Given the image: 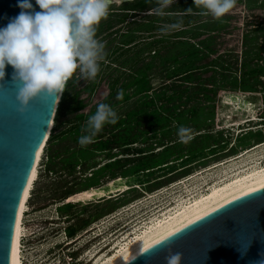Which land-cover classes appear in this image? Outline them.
I'll list each match as a JSON object with an SVG mask.
<instances>
[{
  "label": "rangeland",
  "instance_id": "1",
  "mask_svg": "<svg viewBox=\"0 0 264 264\" xmlns=\"http://www.w3.org/2000/svg\"><path fill=\"white\" fill-rule=\"evenodd\" d=\"M183 1L187 0H176V3H173L170 7L178 6ZM260 3L261 5H259ZM113 6L120 9L121 3L113 4ZM163 9L166 11V8ZM193 9H198L195 4ZM154 12L155 10H150L148 12L129 14L125 22L119 21L120 17H107L103 21H112L111 25L113 28L111 30L107 29L106 33L97 36L105 45L110 40L117 38L109 47L111 49L117 48L114 54L118 58L121 54V48L118 50L121 43L120 37L124 32L130 31L131 33V30L135 29L132 21H142L143 23L149 21ZM206 18L207 16H197L195 22L199 24ZM223 18L232 19L231 28L221 32L218 29L220 33L208 32L198 39L200 41L208 39L209 41L207 42L210 44L211 51L214 52L198 63L200 66L209 65L208 69L199 70L194 76L196 78L195 83H200L203 80L208 88H212L213 83L210 79H214V75L216 77L215 73H218L215 83L218 85L223 84L226 88L220 90L212 103L206 102L201 93L200 99H190L192 101L187 104L181 103V106L184 105L186 108H191L199 103L215 105V120L209 123V127H204L207 130L205 132L217 133L218 135L221 133L224 140H229L230 142L227 148L189 166L186 169L189 171L188 175L184 174L185 169H180L171 175L164 176L159 179L162 181V187L159 189H156V187L154 191L147 192L143 190L145 188L141 185L134 186L137 189L130 190L133 187L128 185L133 183L129 184L128 179L118 178L110 181L106 177L101 180L99 187L76 193L88 181L87 177L91 176L92 170L90 168L94 166L100 168L109 160L107 154L95 152L91 155L90 161H86V164L77 167L74 172L69 170L66 164L78 158H75L74 154L81 146L78 142L80 136L72 135L69 132L72 127L70 123H76L77 120L73 114L67 113L62 119L60 127L57 126L59 122H57L55 117L53 124L55 129L52 128L53 132L49 135H52L51 137L54 136V142L45 144L43 148V154L38 164L37 179L27 200V211L23 219L25 237L22 239L24 264H59L58 260L60 257L66 259V264H94L90 254L98 253L99 256L103 254V256H108L111 254V248L115 243L124 239L127 233H131L134 229L139 231L140 227L147 223L148 220L151 222L155 220V217L159 218L160 215L169 209L179 208V206L190 202L192 197L205 194V190L220 178L230 179L238 171H248L251 168L264 166V142L259 143L258 139H252L251 143L241 146L237 141L238 137H241L242 134L251 129L254 130V133L262 131L261 133L264 134V125H260L262 123L255 125L264 114L262 93L264 92V26L261 27L263 31H259L257 30L259 28L253 27L254 25L249 26L247 24L248 21H246L260 18L263 21L249 22H253V24L261 22L264 25V0H244L243 3H237L236 7ZM166 27L175 28L174 26H165L163 31L155 33L154 36L157 34H159L158 37L161 35H172L174 32L166 30ZM137 37H139V40L144 41L150 37V34L143 32L142 34H137ZM170 39L174 38L171 37ZM198 40L196 42H199ZM106 53H108L107 48H105ZM135 54L139 56L141 52L132 50L127 56L130 58L133 55L136 56ZM143 58L145 63L152 61V56L148 52L144 54ZM165 58L174 60L175 56L170 58L165 56ZM176 59L181 63V67H188L187 61H185L183 56ZM111 61L105 62L104 67L100 69L95 79L75 81L70 88L69 93L72 97H74L75 93H79V99L84 100L88 104L86 109L82 111L83 113L89 114L94 106L104 102L110 96L111 75L109 73L112 72V69L107 67ZM122 61L123 58H120L119 62L122 63ZM143 62L139 63L138 67H144ZM153 63L152 65L150 64L151 70L149 69L148 73L150 74V81L156 89L167 86L169 88L167 90L168 95L174 96H177L178 91L185 89L186 86L181 85L179 87L184 79L175 78L168 81L164 76H161L163 69L156 59L153 60ZM174 64L168 68L172 69L177 66V64ZM112 67L118 68L123 72L126 71L119 64L112 65ZM248 73L252 75L248 77ZM197 77L200 78L198 79ZM244 77L255 85L257 92H244L241 88L234 90V87L230 85L236 78L241 83ZM129 79V74H126L122 76L119 84L129 81ZM93 83H97V85L95 84V87H91ZM174 83L177 84V89L172 88ZM92 88L93 90H91ZM128 91L134 94L136 90L135 88H130ZM90 92L92 93L90 94ZM181 94L184 103L189 100L187 92H182ZM138 99L139 96H133L131 99L133 105L129 102V104L123 105V103H120L114 107H117L116 110L124 114V111L128 112L130 107L138 108L139 105H136ZM164 102L165 100H161L158 104L161 105ZM58 109L59 107L57 111ZM246 121L252 122L247 124ZM239 124L246 127L242 134H239L240 131L237 129ZM190 127V132L195 133L197 131L192 124ZM179 137V135L174 134L172 140ZM235 147L236 151L234 152ZM120 152V149L112 151L115 154ZM56 155H59L58 158H56L54 163H51V157ZM117 158L122 157L118 156ZM161 174L163 175V173H157V176ZM97 189L104 190V197H101L97 191H93ZM69 203L73 204L74 207L66 211V213L60 212L59 207ZM110 204L117 206L113 213L107 214L106 209ZM99 213L104 216L99 219L95 218ZM69 225H76L82 230L75 237L66 239L65 228ZM71 257L76 258L77 263H74V260L71 261Z\"/></svg>",
  "mask_w": 264,
  "mask_h": 264
},
{
  "label": "trees",
  "instance_id": "2",
  "mask_svg": "<svg viewBox=\"0 0 264 264\" xmlns=\"http://www.w3.org/2000/svg\"><path fill=\"white\" fill-rule=\"evenodd\" d=\"M153 7H159L156 0H133L131 2H125L121 4L120 9L112 5L108 18L114 16L120 17L119 21L125 22L129 14L148 12ZM193 8L194 1L190 0L189 2L183 1L178 6L169 7L167 10L172 9L173 12H189V9H191L190 11L196 10ZM173 16L176 18V15ZM171 17L172 16L169 15L160 16L157 19L158 21H145L144 23L142 21H132L135 26V29L133 28L131 30L133 35L130 31H126L120 37L121 43L118 50L121 48V54L118 58L114 54L117 48L111 49L109 47L117 38L110 40L109 43L105 45V48L108 49V53L105 54L100 69L104 67L106 61L112 60L107 67L111 68L112 72L109 73V75H111V93L110 96L104 100V103L110 104L116 112L118 111L117 114L119 119L116 124L106 125L94 138L93 143L80 146L79 150L74 154L75 158H78L66 164L68 169L74 172L77 167H81V165L86 164V161H90L91 155L95 152L107 154L109 161L100 168H98V166L91 167V176L87 177L88 181L83 185L82 189L76 193H82L91 188L99 187L101 180L106 177H108L110 181H114L118 178L128 179L129 184L133 183L128 185L129 187H133L130 190L137 189V187L134 186L141 185L145 188L143 190L147 192L154 191L156 187V189L162 187V181L159 179L171 175L180 169H185L184 174L188 175L189 171L186 169H188L189 166L206 159L210 155L225 150L229 145V140H224L221 133L218 135L217 133L205 132L207 131L205 128L209 127V123L215 120V105L211 106V104L203 105L199 103L191 108H186L184 105L181 106V103L187 104L192 101L190 99H200L202 96L201 93L206 102L212 103L220 90L226 88L223 84L218 85L215 83L218 73H215L216 77L214 75V79H210L213 83L212 88H208L202 79L203 83L201 81L200 83H195L196 78L194 76L198 73L197 71L208 69L209 65L200 66L198 63L204 60L205 57H209L214 51H211L210 44L207 42L209 40L206 39L199 42H194L193 40H197L205 33L215 32L220 28V24L212 22L214 24L205 23L193 27L191 26L193 21H172ZM111 22L112 21H102L98 27L97 35L106 33L107 29L111 30L113 28ZM168 24L175 27L174 29H171L173 27H166V30L174 32L172 35H161L158 37L159 34H157L154 36V30H156V33L163 31ZM188 25L189 28H187ZM261 30L262 28L259 27V31ZM143 32H148L150 37L141 41L139 37H137V34H142ZM171 37L174 39H170ZM151 38L154 39L152 40ZM132 50H139L141 55L138 56V54H135L136 56L133 55L129 58L127 54ZM146 52L150 53V56H152V61L149 63H145V59L143 58ZM165 56L169 58L175 56V59L183 56L185 61H187L188 67L183 68L178 59H176L175 62V59H167ZM120 58H123L122 63L119 62ZM155 59L163 69L161 76H164L165 79H168V81L175 78L184 79L179 87L181 85L186 87L182 89L183 91H178L177 96L168 95L167 90L169 88H167V86L156 89V87L152 85L148 71L149 69L151 70V65L154 64L153 60ZM141 62H143L142 64H144V67H138V64ZM174 63H176L177 66L169 69L168 67L170 65L172 66ZM117 64L121 65L123 70L126 71L123 72L118 68L112 67V65ZM126 74H129V81L119 84L122 76ZM251 75V73L247 74L248 77ZM197 78L199 79L200 77ZM249 81V79L244 77L243 81L240 83L236 78L230 85L234 87V90L241 88L244 92H257L255 85ZM74 82L75 80L73 79L67 84V90L64 91V96L61 98L60 106H58L59 109L56 119L57 122H59L57 126L61 127L62 119L66 116L65 114H73L77 122L70 123L72 127L69 132L72 135L81 136L82 133L84 134L83 128L88 117L95 112L97 105L91 109L89 114L83 113L82 111L86 109L88 104L85 103L84 100L79 99V93H75L74 97L69 93ZM95 84L97 85V83L91 84V87H95ZM173 87L177 89V84L174 83L172 85V88ZM130 88H135L136 91L134 94L128 91ZM91 90H93V88ZM121 90L123 91V97L117 99L118 93ZM174 91L176 92V90ZM182 92H187L189 94V100L185 103L183 102ZM91 93L92 92H90V94ZM262 93L264 100V92ZM133 96H139L136 103V105H139L138 108L130 107L128 112L124 111V114L116 110L117 107L114 106L120 103H123V105L129 104V102L131 103ZM72 99L73 101L71 102ZM161 100H165V102L159 105L158 103ZM131 104L133 105V103ZM262 120V124L260 125H264V114L262 115ZM191 124L197 131H195V133H188L190 139L182 141L179 137L172 140L174 134L178 135V129L181 126L191 129ZM53 129H55V127H53ZM253 131L254 130L251 129L245 134H242L241 137H238L237 141L239 145L246 146L251 143L252 139H258L259 143H263L264 134L261 133L262 131H257L255 133ZM51 136H49L46 144L54 142V136ZM191 136L193 137L191 138ZM118 149L121 150L120 153H112L113 150L115 151ZM233 151H236V147ZM58 156L59 155L52 156L50 159L51 163H54ZM118 156L122 158H117ZM157 173H163V175L157 176ZM147 186L149 187L147 188ZM116 206L115 204H110L106 209V213H113ZM73 207L74 205L69 203L59 207V210L60 212L66 213V211H69ZM102 216L104 215L99 213L95 218L97 217L99 219ZM81 230L82 229L76 225H69L65 228L68 238L75 237Z\"/></svg>",
  "mask_w": 264,
  "mask_h": 264
},
{
  "label": "water",
  "instance_id": "3",
  "mask_svg": "<svg viewBox=\"0 0 264 264\" xmlns=\"http://www.w3.org/2000/svg\"><path fill=\"white\" fill-rule=\"evenodd\" d=\"M18 5L19 0H0V28L20 13ZM13 71L8 66L0 81V264H13L21 203L61 98L38 97L21 112ZM170 252L182 253V264H259L264 260V187L189 223L125 264H166Z\"/></svg>",
  "mask_w": 264,
  "mask_h": 264
},
{
  "label": "clouds",
  "instance_id": "4",
  "mask_svg": "<svg viewBox=\"0 0 264 264\" xmlns=\"http://www.w3.org/2000/svg\"><path fill=\"white\" fill-rule=\"evenodd\" d=\"M122 2L124 0H35L40 9L36 11L31 0H19L20 13L0 28V81L5 80L6 70L11 66L21 112L38 97L60 98L70 80L97 77L105 58V44L97 36L98 27L109 16L112 5ZM156 2L162 9L176 0ZM194 4L204 15L220 19L236 7L237 0H194ZM122 97L121 90L117 98ZM118 119L110 104L98 103L86 121L79 144L93 143L106 125L116 124ZM262 121L261 117L255 125ZM245 128L239 124V134ZM189 132L190 129L183 126L178 129L182 141L190 138ZM165 259L166 264H182L183 255L170 252ZM259 264H264V260Z\"/></svg>",
  "mask_w": 264,
  "mask_h": 264
},
{
  "label": "bare ground",
  "instance_id": "5",
  "mask_svg": "<svg viewBox=\"0 0 264 264\" xmlns=\"http://www.w3.org/2000/svg\"><path fill=\"white\" fill-rule=\"evenodd\" d=\"M53 124L51 125L46 141L38 152L36 165L31 174L21 203L15 233L13 264H24V254H22V239L25 237L23 219L25 212L27 211V200L31 194L33 184L37 179L38 164L40 163L41 155L43 154V148L52 132L51 130L53 128ZM262 187H264V166L251 168L248 171H238L230 179L222 177L218 181L214 182L213 185H210L205 190V194L192 197L190 202H185L186 204L183 205H181V203L179 208L174 207L165 213L162 212L163 214L160 215L159 218L155 217V220L151 222L148 220L147 223H144V225L140 227L139 231L134 229L131 233H127V236L124 237V239L119 240V242L116 243L114 242L115 245L111 248V254L108 256H103L104 254L99 256L98 253L90 254L92 262L94 261V264H125L148 247L166 238L189 223L214 211L229 201ZM93 191H97L101 197H104L105 195L103 189Z\"/></svg>",
  "mask_w": 264,
  "mask_h": 264
},
{
  "label": "flooded vegetation",
  "instance_id": "6",
  "mask_svg": "<svg viewBox=\"0 0 264 264\" xmlns=\"http://www.w3.org/2000/svg\"><path fill=\"white\" fill-rule=\"evenodd\" d=\"M187 1L189 2L190 0H187ZM243 2H244V0H237V3H243ZM259 5H261V3ZM165 8H166V11L163 8H162L163 10H156V9H161V8H159V7H153L151 10H155V12H154L153 15L151 14L152 17H151V20H149V21H158L157 20L158 17H160V16H168L169 15V16H172L173 17V18L171 17L172 21H193L192 24H191V26H193V27L200 26L201 24L203 25L205 23L216 22V23L220 24V28H219L220 29V32L221 31H225V29L231 28L230 25H231L232 19H230V18H223V17L220 18V19H215L211 15H204L203 12L199 8L196 9V10H193V11H189V12H173L172 9L171 10H169V9L167 10V8H169V7H165ZM173 15H176V18H174L175 16H173ZM197 16H205V17L207 16V18L203 22L197 24L195 22L197 20L196 19ZM208 16H210V18H208ZM246 21H248L247 24H249V26H253L254 25L253 27H255V28H259V27L261 28V27L264 26L261 22H259V23L258 22H255L254 24H253V22L252 23L249 22V21H263V19H260V18L257 19V20H250V19H248ZM257 23H258V25H257ZM170 25L171 24H168L166 26H170ZM187 28H189V25H188ZM257 30H259V29H257ZM154 31L155 32H153V34L156 33V30H154ZM217 32H218V30H216L214 33H217ZM220 32H218V33H220ZM202 37H203V35L200 38H202ZM154 38H151V39H154ZM200 38H198V39H200ZM204 40H206V39H204ZM193 41L196 42V39L193 40ZM198 41H200V40H198Z\"/></svg>",
  "mask_w": 264,
  "mask_h": 264
},
{
  "label": "built area",
  "instance_id": "7",
  "mask_svg": "<svg viewBox=\"0 0 264 264\" xmlns=\"http://www.w3.org/2000/svg\"><path fill=\"white\" fill-rule=\"evenodd\" d=\"M65 236H67V234H66ZM67 238H68V237H66V239H67ZM68 239H69V238H68ZM22 246H23V245H22ZM23 247H24V246H23ZM23 247H22V248H23ZM73 260L75 261L74 263H77V261H76L77 259L74 258V257H73V258L71 257V261H73ZM58 263H59V264H66V259H63V257H60L59 260H58Z\"/></svg>",
  "mask_w": 264,
  "mask_h": 264
}]
</instances>
